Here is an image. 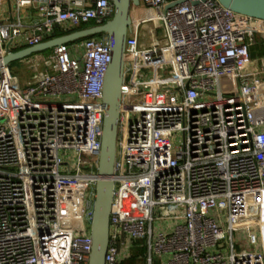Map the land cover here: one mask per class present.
<instances>
[{
  "label": "built area",
  "instance_id": "1",
  "mask_svg": "<svg viewBox=\"0 0 264 264\" xmlns=\"http://www.w3.org/2000/svg\"><path fill=\"white\" fill-rule=\"evenodd\" d=\"M176 1L132 8L105 264L134 243L145 264H264V21ZM114 13L0 0V59ZM110 59L101 34L28 58L24 84L0 69V264H89Z\"/></svg>",
  "mask_w": 264,
  "mask_h": 264
},
{
  "label": "water",
  "instance_id": "2",
  "mask_svg": "<svg viewBox=\"0 0 264 264\" xmlns=\"http://www.w3.org/2000/svg\"><path fill=\"white\" fill-rule=\"evenodd\" d=\"M115 13L103 25L80 28L65 35L53 37L33 46L10 51L0 59V69L9 67L34 55L101 34L108 36L110 63L104 77V115L98 180L91 224L92 249L89 264H105L110 236V215L115 189V165L118 153L122 97L124 92L125 50L128 33L132 30V8L140 0H111ZM177 0L172 5L184 3ZM224 7L248 17L264 21V0H218ZM12 20V18L10 19Z\"/></svg>",
  "mask_w": 264,
  "mask_h": 264
},
{
  "label": "rangeland",
  "instance_id": "3",
  "mask_svg": "<svg viewBox=\"0 0 264 264\" xmlns=\"http://www.w3.org/2000/svg\"><path fill=\"white\" fill-rule=\"evenodd\" d=\"M139 9L143 13V11L145 10V7L141 4L139 6ZM24 21H26V15H25ZM149 27H150V25H147V26L144 25L141 28V31L142 32L146 31V29H148ZM9 67H10L11 71L18 76V78L22 84L28 82L29 79H31L33 76L38 75V73L41 71L40 61H37V64H32L28 59H25V60L20 61V62H14ZM258 239H259V235H258ZM133 262H134V264H136V263L145 264V259H141L139 261V259L135 258Z\"/></svg>",
  "mask_w": 264,
  "mask_h": 264
},
{
  "label": "crops",
  "instance_id": "4",
  "mask_svg": "<svg viewBox=\"0 0 264 264\" xmlns=\"http://www.w3.org/2000/svg\"><path fill=\"white\" fill-rule=\"evenodd\" d=\"M5 12L8 14L10 13V5L7 4L5 9ZM145 12L142 13V11L138 10V12H134L133 17H139L140 15H144ZM255 45L251 49V55L253 58H256L258 56H264V37H257L255 41ZM129 245L131 246V242L128 239ZM137 258L139 261L141 259L145 258V251L141 247L139 243L132 244V247L130 248V252L126 253V257L123 260L121 264H134V259ZM139 264V263H136Z\"/></svg>",
  "mask_w": 264,
  "mask_h": 264
},
{
  "label": "trees",
  "instance_id": "5",
  "mask_svg": "<svg viewBox=\"0 0 264 264\" xmlns=\"http://www.w3.org/2000/svg\"><path fill=\"white\" fill-rule=\"evenodd\" d=\"M84 27H86V25L85 26H82L81 28H84ZM67 33H70L69 31L68 32H65V31H62L60 28H56L55 29V33H54V37H57V36H61V35H65V34H67ZM100 36V35H99ZM50 51H48V52H45V54H47V53H49Z\"/></svg>",
  "mask_w": 264,
  "mask_h": 264
}]
</instances>
